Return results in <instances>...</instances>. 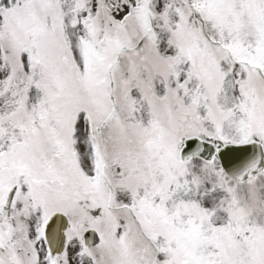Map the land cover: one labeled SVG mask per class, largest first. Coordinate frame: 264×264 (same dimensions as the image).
Returning <instances> with one entry per match:
<instances>
[{
    "label": "snow or ice",
    "instance_id": "snow-or-ice-1",
    "mask_svg": "<svg viewBox=\"0 0 264 264\" xmlns=\"http://www.w3.org/2000/svg\"><path fill=\"white\" fill-rule=\"evenodd\" d=\"M0 264H264V0H0Z\"/></svg>",
    "mask_w": 264,
    "mask_h": 264
}]
</instances>
